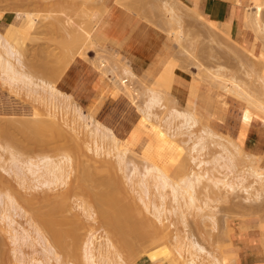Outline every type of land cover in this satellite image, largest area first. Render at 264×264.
Masks as SVG:
<instances>
[{
	"label": "rangeland",
	"instance_id": "rangeland-1",
	"mask_svg": "<svg viewBox=\"0 0 264 264\" xmlns=\"http://www.w3.org/2000/svg\"><path fill=\"white\" fill-rule=\"evenodd\" d=\"M74 1L76 2V4H74ZM101 1L0 0V35L7 44H9L11 47L13 46V51H16L17 54L19 53L21 62L23 63L20 68L18 67L19 70L21 72L29 74L33 78L32 80L37 84L39 80L49 81L51 78L52 79L50 81L52 82L54 80L53 74L56 75L59 71H63V74L65 71L63 70V68L65 69L67 67H61V65L63 66V64L61 63V53L63 50L59 46H61V41H64L62 39L66 40L69 37L68 35L71 34L66 32L68 31L66 29L68 28L70 30V27L73 25V27H76V29L79 30L78 32L81 34L82 32L92 31V27L90 28L92 24L91 22H86V17L90 16L91 19V15H89L91 12L94 13L100 11L99 9H101L102 6L100 7L98 6V4L101 5ZM127 1H131L132 4L131 2L130 4L127 3ZM153 1L124 0L122 2L121 8L124 7L123 4L125 5L126 2V5H129V7L127 6L128 11L133 10L132 12L135 13V15L139 17L142 21H144L146 25L148 24L147 26H149L151 29L158 31L159 33H162V35L166 37L167 42L173 48L174 61L177 62L178 66L181 70H183V72H187L190 75H193L195 79H198L197 81H199L203 88L205 87L210 92L220 91L223 95H228L238 101H241L245 104V106L249 105V108L246 107V111L244 112V114L248 117V121H250L253 115L252 111L256 113L254 110H257L261 102L264 103V93L262 94L261 92L262 90H264V75L262 73V67L264 66V6L259 2H254V9L248 10V15L246 16V21L249 25L247 29H251L256 35V37L254 38V43L259 41L261 44L260 54L255 55L253 53V50L248 51L247 48L242 47L241 45L236 43L234 40L231 39V37L230 39L232 41L229 38H227L228 40H225L224 37L222 39L221 37L217 38L215 36L208 35L206 29L209 28V25L214 26L215 24L198 15L193 8L185 5L180 0ZM64 2H67V4L65 5ZM72 2L74 5L72 4ZM88 8L92 9V11L88 10L87 12L89 14L84 11L87 15H84V18L86 19H83L85 21L84 22L83 20H81V18L83 17L80 16L82 14H85L82 12V10H87ZM96 8H98L97 10L99 11H97ZM135 10L140 11L136 12ZM80 11L82 12V14H79ZM24 14H26L27 17ZM21 15L23 19H27L28 21L30 19L32 21L31 23H33V25L30 24L31 27L33 26L32 28H30L29 26V28L25 27L20 29L21 31L23 30L22 32L20 31L21 33H23L22 35L24 37L23 39L21 37L22 42L19 41L21 40L19 37L21 33H19L20 35L18 36L19 40L10 37L5 34L6 28L4 25H2L4 23H11L13 19H17V16L20 18ZM260 16L262 17V19L255 20V17L257 18ZM175 19L178 21L174 22ZM82 21L87 24L85 25ZM58 22H60L59 27H61V25L63 24L61 29H63L64 26L67 28L63 29V31H60V28L55 29L54 26ZM67 23L71 26H67ZM74 23H76V25H74ZM79 23H81V26H79ZM77 26H79L81 29L77 28ZM53 28L55 31H53ZM85 42L86 43H83L81 45V50L76 53L75 57H80L87 60L91 65L95 66L103 75L108 76L111 83L116 86L135 105L138 112L143 118V122L146 123L142 124V126L146 128V125H149L155 135L161 133L163 134L164 138V140H159V142L156 143L157 146H155L154 139H152L154 138V136L152 135L151 139L153 141L151 142V145H153L154 147L150 148L147 152H143V150H141L143 148L145 149L147 147H150H144L146 146L145 142L143 144L144 146L142 145L143 141L146 140L144 137H142V135V141L139 139L138 141H135L138 142L137 144L139 145H137L134 141V143H131L132 145H134V147L137 146V150L131 144L130 145L132 147H130L129 144H125L124 141L121 142L120 140H117L116 150L111 151L107 156L102 155L101 157L111 161L113 160L112 157L115 153H117L118 151H125V158L129 162V164L126 165L128 168L127 174H131L128 172L131 171L133 167L137 168V170L141 174H144L147 169L157 168L163 174H165L168 181L171 182V186H181V181L183 179H186L188 175H199L201 177V182L195 187V200L193 208H186L183 206V208L181 209L183 218L179 216L176 217L177 215L174 216L171 211L173 210V207H175V203L173 202V197L170 189L155 188L154 186L150 185L147 197H150L151 201L159 203V200H161V197L159 196L161 194H163L165 198L164 208L166 209V213L162 216V229H164L165 227L167 228L168 226L167 231H165L166 228L164 230L166 233H168V235L164 232L163 233L165 234V237L168 236L167 239L169 241H165V237H163L165 238L164 243L162 240L163 238L157 239L156 241L158 245H155L156 248H154L153 251L146 253L148 251L144 249H147V247L148 249H150L151 246H153L151 242L154 240V235L152 234H155L154 232H150L152 231V228L151 230L149 228L147 230H149V233H152L150 234L152 236L149 237L150 240L149 238H146L145 236L147 235H145L143 237H145L146 239L141 238L140 242L138 241L134 248V251L130 255H127L123 250H121L122 252L118 251L119 257H115L113 255V249L108 247L109 241H107L106 237V227H102L103 223L100 220V223L98 222V220L96 221V219H98L99 217L95 218L98 216L96 213L100 209L99 206H101L98 205L96 201L97 196L95 195H98V193H100L101 187L97 188L96 186V188H89L87 194L85 193L86 195L80 193L77 189H75L74 184L77 183L75 179L76 175L78 176V166L80 164L78 162H75L77 160V153L73 151V148L71 147L72 145H70L71 143L69 144V142H71V138H73L74 136L78 139H85L86 142L90 145V147L93 146V137L91 130L94 131L95 128L98 127V129L101 130L102 124L94 120L91 116L85 114L82 109L70 99V97L62 94L61 92L60 93L62 95H60V97L61 100L63 99L64 101H60V98H58L59 96H55L57 97L55 100L51 99V102L45 100L48 102L46 103L43 99H45L44 95H47V93L45 91L42 92L43 90H40L41 88L35 89L40 90V97L39 94H37L38 91H36L37 95H33L35 94L34 89H32L34 90V92L31 90L33 93L30 92L33 96L31 97L30 94L27 95V93L29 92H27L26 88H24L18 93L15 92L13 89L9 88V86L3 84V77L0 76V117L17 118L23 120L31 118L33 114H39L38 116L46 120L47 117L49 118V116H47L48 113L47 111L45 112V109L47 110L49 107L52 112L54 111L56 115H58L57 121L60 123L63 129L67 130V132L70 133L66 134L67 139L61 137L59 138L61 139L59 141H57V139L55 140L54 136H51L52 139H49V141L47 138V142H43V140L40 139L39 140L41 142L38 139H35L36 141H34V137L33 139L31 138L32 141L30 142L28 140L31 139H27V137L23 136L22 133L20 134V132L19 134L25 137L27 141L24 140V138L20 136L18 132L16 135V132L13 130L12 134H14V136L9 133L10 135H8V137L6 134L2 135L3 132L0 131V264H38L42 261L43 264H45L44 260L46 259L47 255L46 252L43 251L44 244L42 243V241L40 242V238L36 237L35 232L32 229V225H37V220L35 217H33V212H30L29 210H31V207H33V210L36 208L38 209V207L42 209L45 207L44 210H47L50 206H43V204L38 203L37 199L34 200L33 206L28 204V202H30V198H39L38 196L40 195V193L42 194V191L43 193L45 192V194L48 193L47 196L49 195L50 197H55L56 195L61 193L67 194V200H65V202L67 201L68 203L66 202V205H64V201L62 202V204H58L59 201H57V197L54 205H56L57 208L61 207V209L64 210L62 212L59 209V212L61 213L62 218H64V221L69 220L67 222H70L69 224L67 222H65L67 224L64 223L63 226L68 225L66 226L67 228H64V230L67 229L68 231L70 229L69 231H72L71 229L75 228L74 231H78L77 234H79L78 236H76L77 234H73L74 236L69 235L70 237L65 236L66 238L64 239V241L66 240V244H64V246L66 245V247L63 248L64 246L62 243L61 244L63 247L59 246L62 247V249L64 250L66 248H68V250L70 251L73 250V256L71 252V256H69L68 252V254H64L61 251L62 249L57 248V245L55 243V245L53 244V240L50 239V236L52 235L49 234L51 231H44V237L47 239V243L52 246L53 251L55 250V255H51L52 259L48 261L49 264H58L59 261V264H85V260L83 258V249L85 242H87L89 236H92L95 245H100L105 249V252L108 253L109 258H111L112 260L110 264H130L129 262L135 259L138 260L135 264H138L140 258H142L139 256L141 255L143 250L145 253H143L144 256L147 255L149 258L153 257L154 261H158L157 264H159L164 259L167 260L166 258L169 257V255L172 258L176 257V255L178 254L177 247L179 243L182 242H194L195 246H200L204 248L207 252L212 253V255H214L218 260H220L221 263L223 262V264L225 262L227 263L226 260L229 261L228 263L231 262L232 264H237V257L234 251L232 250L233 245L229 237L232 231L229 225H231L232 222L239 223L240 229L244 232L254 231L259 233L262 240V246L259 249L258 255L263 256L264 196H262V198L258 201H252V199H250L251 201H244L245 194L241 191L236 190L235 192L227 193L226 190L221 188V185L214 186L211 183V179H221L224 174V170L221 169L220 166L215 165L213 163V160L218 158L219 154L221 153V149L216 144L217 141H221V144H224L229 149L231 148L230 143L233 145L235 144L237 146L239 153L234 156L235 170L237 172L247 171L250 166L263 167L260 163V159L255 158L251 154L245 153L243 149L234 140L230 139L229 137L223 136L222 134L221 139H219L218 137H214L213 139L206 140V147L198 156L195 151L191 150L195 139H190V134H192L193 136H200L204 134V131H214L216 133L219 132L210 125H208V123L202 120V118L195 115L193 112L184 109L181 105H177L175 98L170 95L167 91L160 89L154 83L150 84L145 80H140L136 78V76L131 70V67H129V65L127 64V61L123 57L118 55L116 52H114L113 50H108L107 48L99 47L93 39L91 40V42L89 39H86ZM59 48L62 51H60ZM59 51L61 52L60 56L58 54ZM90 54H93L95 57L90 58ZM56 55H58L57 58ZM10 60L11 62H14L13 59ZM252 63H254V65ZM47 68H49L52 72H47ZM51 68L55 69V73ZM60 77H58L56 81L54 80L55 85ZM203 78L207 80V82L204 81ZM208 81L212 84L208 83ZM213 84L217 87V89L213 86ZM53 85L54 83L52 84V86ZM251 87L254 89V92L253 90H251ZM155 88L159 90L160 93H158L159 91H156ZM231 90L235 92H232ZM161 91L163 94L161 93ZM42 93H44V95ZM153 94H162L164 97L161 96L162 98L159 102V106L150 110L152 115L147 116L145 113L148 111L147 101L149 97ZM252 95H256V97L253 96L254 98L251 99V101L244 102L243 99H245L246 97L248 99L249 96L252 97ZM38 97L39 100H41L42 102L37 100ZM165 97L167 98L165 99ZM171 99L174 101H172ZM45 106L48 107L46 108ZM34 107L38 108L39 110H36ZM22 108H24V110ZM77 108L81 109L83 115L79 116V114L76 112ZM35 110L39 112H34ZM176 111L181 113L184 112V114H186L185 111L190 112L195 118L198 119L196 121V124L191 129L181 127L179 125L181 119H172V113ZM258 112L259 114H261L262 111ZM259 114L256 113L257 116H260ZM262 115L263 116L261 117H264V113H262ZM10 120L12 119H8L3 122L0 119V122L6 123V121L10 122ZM24 121L29 122L27 120ZM88 122L90 123L88 124ZM42 135L45 134L43 133ZM69 135H72V137L70 136V138ZM10 136H13L18 141H16L13 137L10 138ZM138 136L140 138V134ZM44 137L47 136L45 135L43 136V138ZM9 138L10 141H14L15 145L16 142L19 145L13 146V141L10 143L12 145L9 144V141L5 142ZM19 146L20 148H17ZM35 149L37 151H35ZM104 149H106L105 144ZM84 151L86 150L83 149V151L81 152L82 155L80 159L81 161L84 160V163L87 162L86 165L88 168H91L92 166L93 170L94 166L97 165V162L94 161L95 156H93L90 151H87V154ZM74 154L76 156H74ZM46 155L54 160L60 158L59 156L61 155H68L72 158V165L74 167L71 166L72 169L69 178L66 180L65 184L60 185L55 189L51 188L46 190L45 187L40 188L39 186H37V184L35 186L33 174L30 170V172L27 171L30 167L28 161H39L42 156ZM92 157L93 159H91ZM91 160L93 161V163L95 162L96 164L93 165ZM199 162H201L200 165ZM86 165L84 166L86 167ZM153 165L157 167H153ZM98 166L100 169L98 168ZM95 167L96 168L94 169L96 170L95 173H93V179L96 181L111 178L112 173L109 174V172L113 169V172H115L117 175L120 176L121 174L120 171L116 170V167H114L113 169H109L107 167L104 168V166L102 167L100 163H98V165ZM181 167L183 168L181 172L185 170V172H183L185 175L179 177L177 172L179 173V169ZM136 179H138V177ZM71 180L75 183L72 184ZM249 181H251V179H249ZM70 183L72 186L69 185ZM68 186H71V190H74L73 195H71L72 192H70L71 197L67 192L70 190L68 189ZM33 187L34 189H38L34 190ZM127 187L128 186H126L123 190L119 187H116L114 189L115 191L112 188V192L108 191V194L110 196H113L117 201L119 200L117 204H119L121 200L126 199L123 201L125 202V205H128L129 207V203L132 202H130V200H127L129 198L127 196L133 195L134 192L132 191L133 193H131L132 189L130 188V190L129 187ZM126 188L130 190V195L125 192ZM117 189L122 190V192L120 191L121 194L117 192ZM75 191L77 192L75 193ZM137 191H139V189H137ZM136 193L135 195H133V199L132 196L130 198L133 201V206L131 207L130 205V209H126L128 211H126L127 214L133 215L132 213H136L137 215L139 213L140 218L142 216H145L149 219V221L151 219V223H156L153 222V218L146 212L145 207L143 206L141 201L138 200L139 196L136 195ZM32 194L34 195L32 196ZM123 201H121V204L124 205ZM126 201L128 202L127 204ZM182 202L183 201L181 200V203ZM26 204L29 205V209ZM102 204L104 203L102 202ZM81 206H84L86 208L92 207L91 211L94 212L95 219L89 220L86 217L85 212L82 211L84 208ZM121 207L123 208V206ZM104 208H106V206ZM150 208L152 209L153 205H151ZM60 213L56 215L57 217L59 215V218L61 217ZM63 214L65 215V217L63 216ZM136 215L134 214L133 217H135ZM142 218L140 220L144 221L145 219ZM136 219L137 217L134 220L135 225H137L136 223H141L140 227L142 229L143 222H139L140 220L137 221L138 219ZM10 222L11 224H9ZM145 222L144 225L147 228L149 224L148 226H146L147 223ZM72 223L75 226L76 224H79L78 226H76L78 227V229ZM69 225L70 227L71 225L74 227L70 228ZM150 226H152V224ZM155 226L157 228V225ZM140 227L138 228L140 229ZM145 227H143V230H141L142 232H144ZM138 228H136L137 233L142 236L143 233ZM157 231L155 232L157 233ZM75 236L76 238H74ZM76 239L78 240L76 241ZM177 241H179V243H177ZM68 243L69 245L71 243V245L69 246ZM69 247L72 248L70 249ZM68 250L66 249V251ZM160 254L165 258L162 257ZM156 255L158 256V259H156ZM56 256L59 257L58 262H56V260L54 259L57 258ZM53 260H55V262Z\"/></svg>",
	"mask_w": 264,
	"mask_h": 264
},
{
	"label": "bare ground",
	"instance_id": "bare-ground-1",
	"mask_svg": "<svg viewBox=\"0 0 264 264\" xmlns=\"http://www.w3.org/2000/svg\"><path fill=\"white\" fill-rule=\"evenodd\" d=\"M101 1V0H100ZM124 0H116V2H115V5H117L118 7H122V2H123ZM151 1H153V0H151ZM68 2V1H67ZM67 2L65 3L64 2V4L66 5L67 4ZM75 2V1H74ZM102 2V1H101ZM131 2V1H130ZM130 2L129 1H127V3H129L130 4ZM134 2V1H133ZM154 2V1H153ZM78 3V2H77ZM72 4H73V2H72ZM74 4H76V2L74 3ZM73 4V5H74ZM131 4H132V2H131ZM69 5V4H68ZM67 5V6H68ZM92 5V4H91ZM135 5V4H134ZM77 6V5H76ZM98 6H100L101 7V5L100 4H98ZM123 8H126L127 9V6L129 7V5H126V2H125V5L123 4ZM97 7V6H96ZM99 7V8H100ZM134 7V6H133ZM98 8H96V10H97ZM104 10V8L102 7L101 9H99V10H97V11H99L100 13H103L102 11ZM109 9V8H108ZM136 9V8H135ZM138 9H139V7H138ZM142 9H144V8H142ZM141 9V10H142ZM247 9V8H246ZM78 10V9H77ZM88 10H90V11H92V9H83L82 10V12L83 13H85V12H87ZM85 11V12H84ZM89 11V12H90ZM105 11V10H104ZM119 11V10H118ZM131 11V10H130ZM133 11V10H132ZM136 12H138V11H140V10H135ZM146 11V10H145ZM82 12L80 11L79 12V14H82ZM144 12V11H143ZM88 13V12H87ZM92 13V12H91ZM91 13L89 14V15H91ZM115 13V12H114ZM131 13H133V12H131ZM140 13V12H139ZM117 14H119V13H117ZM123 14H125V13H123ZM26 17H27V15L26 14H24ZM83 15V16H82ZM80 17H83V18H81V20H83V19H85L84 17V15H86V13L85 14H82ZM105 15V14H104ZM248 15V10H246L245 11V13H244V15L241 17V20H242V22H243V24H244V26H245V28H248V24H247V21H246V16ZM28 16H29V14H28ZM87 16V15H86ZM102 16V15H101ZM125 16V15H124ZM127 16V15H126ZM136 16V15H135ZM264 16V15H263ZM14 17H16V16H14ZM13 17V18H14ZM72 17V16H71ZM114 17V16H113ZM193 17V16H192ZM17 19H13V21L11 22V23H4V24H2V25H4L5 26V34L6 35H8V36H10V37H13V38H16V39H18V36L20 35L19 33H21L22 31L20 30V29H22V28H25V27H28L29 28V26H30V24L31 25H33V23H31L32 21L29 19V21L27 20V19H23V17H22V15H21V17L19 18L18 16L16 17ZM119 18V17H118ZM196 18V17H195ZM87 19V20H86ZM86 22L88 23V22H91L90 21V16H87L86 17ZM95 19V18H94ZM117 19V18H116ZM115 19V20H116ZM174 19V18H173ZM257 19H262V17L260 16V17H255V20H257ZM80 21V20H79ZM84 21V20H83ZM82 21V22H83ZM100 21V20H99ZM177 22L178 20H174V22ZM85 22V21H84ZM83 22V23H84ZM60 22H58L55 26H54V28L55 29H59L60 28V31L62 30L63 31V29H65V28H67V27H65L64 26V28L63 29H61L62 28V26H63V24L61 25V27H59L60 26V24H59ZM69 23V22H68ZM68 23H67V26H71V25H68ZM83 23H82V25H83ZM86 23V24H87ZM209 23V22H208ZM213 23V22H212ZM59 24V25H58ZM73 24V23H72ZM80 25L79 26H81V23H79ZM85 24V23H84ZM85 24V25H86ZM91 24H92V26H90V28L92 27V30H93V28H94V24L91 22ZM213 24H215L214 26H211V25H209V28H207L206 29V31H207V34L208 35H210V36H215V37H221L222 39H223V37L225 38V40H228L227 38H229L230 39V23H222V24H218V23H213ZM256 24V23H255ZM74 25H76V23H74ZM77 25H78V22H77ZM89 25V24H88ZM148 25V24H147ZM79 26H77V28H80ZM33 27V26H32ZM31 26H30V28H32ZM83 27H87V26H83ZM82 27V28H83ZM89 27V26H88ZM110 27V26H109ZM54 28H53V31H55L54 30ZM71 29L69 30L68 28L66 29V30H68V31H66V32H68V33H71L70 35H68L69 37L65 40V39H62V40H64V41H61V46H59L60 48V51H62V53L59 51V56L62 54V61H61V63L63 64V66L61 65V67H68V65L70 64V63H72L71 61L74 59V57H75V55H76V53L77 52H79L80 50H81V45L83 44V43H86L85 42V40L86 39H89L90 40V42H91V40H92V36H91V32L92 31H90V32H82V34L81 33H79L78 31L79 30H77L76 29V27H73V25L70 27ZM257 28V27H256ZM81 29V28H80ZM86 29H88V28H86ZM95 29V28H94ZM21 31V32H20ZM23 33H21V35H22ZM66 34V33H65ZM19 36L20 37V39H21V37H22V39L24 38L23 37V35L22 36ZM62 38V37H61ZM22 39L21 40H19V41H21L22 42ZM51 39V38H50ZM214 40V39H213ZM231 40V39H230ZM14 41H17V40H14ZM232 41V40H231ZM93 43V42H92ZM57 46V47H58ZM241 50V49H240ZM0 51H2V52H0V76H2L3 78V84H5V85H7V86H9V88H11V89H13L15 92H20L21 90H23L24 88H26L27 89V92H29V93H27V95L28 94H30L31 95V97H33L32 96V94L31 93H33L34 92V90L36 89V88H41L40 90H43L42 92H46L47 93V95H44V93H42L45 97V99H43L44 101L45 100H48V102H51V99H53V100H55L57 97H55V96H59L58 98H60L59 100L60 101H64L63 99L61 100V97H60V95H62L57 89H56V87L54 86L55 85V81L57 80V78L58 77H60V75L62 74V72L63 71H59V72H57L58 74H53L54 75V82L52 81H45V80H39V82H38V84L37 83H35L32 79V77L29 75V74H27V73H25V72H21L20 70H19V68L22 66V62H21V59H20V55H19V53L17 54V52L16 51H13V46L11 47L9 44H7L3 39H2V36L0 35ZM40 53V52H39ZM61 53V54H60ZM52 55V54H51ZM57 56L58 55H56V58H57ZM10 59H13V61L14 62H11V60ZM253 60V59H252ZM55 61V60H54ZM60 63V64H61ZM16 64V65H15ZM253 65H254V63H252ZM251 64V65H252ZM19 67V68H18ZM42 68V67H41ZM263 68V67H262ZM51 69H53V71L55 70L54 68H51ZM66 69V68H65ZM64 68H63V70H65ZM47 72H52L49 68H47ZM54 73H55V71H54ZM61 73V74H60ZM52 74V73H51ZM47 75V74H46ZM49 75V74H48ZM52 77V76H51ZM56 78V79H55ZM204 79V78H203ZM261 79V78H260ZM204 81H206L207 82V80H205L204 79ZM48 82H50L51 83V85H50V83H48ZM54 83V87L52 86V84ZM208 83H210V84H212L211 82H209L208 81ZM252 84V83H251ZM253 85V84H252ZM251 85V86H252ZM213 86L214 87H216L214 84H213ZM255 88V87H254ZM28 89H29V91H28ZM32 89H34V90H32ZM156 89V88H155ZM216 89H217V87H216ZM256 89V88H255ZM33 92H32V91ZM40 90H35V94H33V95H37V94H39V97H40V94H41V92H39ZM219 90V89H218ZM251 90H253V92H254V89L251 87ZM36 91H38L37 92V94H36ZM156 91H159V90H157L156 89ZM232 92H235V91H233V90H231ZM31 92V93H30ZM258 92V91H257ZM262 92V94L264 93V90H262L261 91ZM260 92V93H261ZM45 93V94H46ZM158 93H160V91L158 92ZM161 93H162V91H161ZM259 93V92H258ZM163 94V93H162ZM162 94H157V95H151L150 97H149V99H148V101H147V112H145L146 113V115L147 116H150V115H152V113L150 112V110L151 109H154V108H156L157 106H159V102L161 101V98L162 97H164ZM47 96H49V97H47ZM162 96V97H161ZM251 96V95H250ZM249 96V98L247 99V97L245 98V99H243L244 100V102H248V101H251V99H253L254 97L253 96H255L256 97V95H252V97H250ZM263 96H264V94H263ZM30 97V98H31ZM36 97V96H35ZM39 97H38V101H40V102H42L41 100H39ZM43 97V96H42ZM170 97V96H169ZM2 98H4V97H2ZM37 98V97H36ZM167 97H165V99H166ZM169 99V98H168ZM33 100V99H32ZM36 100V101H37ZM58 100V99H57ZM170 100V99H169ZM172 100V99H171ZM172 101H174V100H172ZM46 103H48L47 101H45ZM39 103V102H38ZM44 103V102H43ZM9 105V104H8ZM19 105V104H18ZM22 105V104H21ZM47 105V104H46ZM32 106V105H31ZM46 107V106H45ZM45 107H44V109H45ZM48 107V106H47ZM46 107V108H47ZM247 108H249V105L248 106H246ZM33 108V107H32ZM35 108V107H34ZM10 109V108H9ZM8 109V110H9ZM23 110H24V108H22ZM21 109V110H22ZM36 110H39L38 108H35ZM42 109H43V107H42ZM48 109H49V107H48ZM46 110L45 109V112L47 111V116H49V118L47 117V119L45 120V119H43L42 117H40V116H38V115H32V117L31 118H29V119H23V120H21V119H17V118H8V117H0V119L3 121V122H5V120H8V119H12V120H10V122L9 121H6V123H3V122H0V131L1 132H3V134L2 135H4V134H6L7 135V137H8V135H10L9 133H11L12 134V132L13 131H15L16 132V135H17V132H18V134H19V132H20V134L22 133V135L23 136H25V137H27V139H33V137H34V141H36L37 139L39 140H43V142H47V138H48V140L49 139H52L51 138V136H54V138H55V140L57 139V141H59V140H61V139H59V138H61V137H63L64 139L66 138L67 139V136H66V134L68 133V134H70L69 132H67V130H65V129H63V127L60 125V123L57 121L58 120V118H57V116L58 115H56V113L53 111H51L50 109V111L49 110ZM263 109H264V103L263 102H261L260 104H259V106H258V108H257V110H254V109H252V110H254L256 113H258L259 114V112L258 111H262L261 112V114H259L260 116H263L262 115V113H264V111H263ZM15 110V109H14ZM25 110H27V109H25ZM34 111V112H37V111ZM3 111V110H2ZM39 112V111H38ZM37 112V113H38ZM45 112H44V114H45ZM76 112L79 114V116H81V115H83L82 114V112H81V109H78L77 108V110H76ZM186 112V114H184V112L183 113H181V112H178V111H176V112H174V113H172V119H174V120H177V119H181V121H180V123H179V125L181 126V127H184V128H186V129H191L195 124H196V121L198 120L197 118H195L190 112H187V111H185ZM36 113V114H37ZM253 116V115H252ZM83 117V116H82ZM86 117H87V115H86ZM88 118H90V117H88ZM244 118H245V120L246 121H248L249 119H248V117L244 114ZM5 119V120H4ZM196 119V120H195ZM24 120H27V121H29V122H25ZM3 123V124H2ZM90 122H88V124H89ZM97 123V122H96ZM95 123V124H96ZM106 124V123H105ZM3 125V126H2ZM100 125V124H99ZM101 126V125H100ZM98 127V126H97ZM102 128H101V130L100 129H98V128H95V130L93 131V130H91V132H92V137H93V140H92V143H93V146H91L90 147V145L86 142V140L85 139H78V138H76V137H74L73 136V138H71L72 137V135H69V137L71 138V142H69V144L70 145H72L71 147L73 148V151L75 152V153H77V156L74 154V156H76L77 157V160L75 161V162H78L80 165L78 166V176L76 175V182L77 183H75L74 181L72 182V180H71V182H72V184L73 183H75L74 184V186H75V189H77L80 193H83V194H87V191H88V189L89 188H96V186H97V188H100L101 189V191H100V193H98V195H95V196H97V198H96V201H97V203H98V205H101V206H99L100 207V209L98 210V212L96 213L98 216L97 217H95V218H98V219H96V221L98 220V222H99V220L103 223V225H102V227L104 226V227H106V230L107 231H105L106 232V237H107V241H109V246L108 247H110L111 249H113V255L115 256V257H119V252L118 251H120V252H122L121 250H123L127 255H130L133 251H134V248H135V246H136V244L138 243V241L140 242V239L141 238H143V239H146V238H149L150 236H152V235H154L153 237H154V240L151 242L152 243V245L153 246H151V248L150 249H148V247H147V249H144V250H146V251H148V252H146V253H149V252H151V251H153V249L154 248H156V246L155 245H158L157 244V239H159V238H163V237H165V234L164 233H166L165 231H167V228H168V226H167V228H166V230H165V228L164 229H162L163 228V220H162V216L163 215H165V213H166V209L164 208V200H165V198H164V196H163V194H161L159 197H161V200H159V203H155L154 201H151L150 200V197H147L148 196V190H149V188H150V185H152V186H154L155 188H162V189H165V188H169L170 189V191H171V194H172V197H173V202L175 203V207H173V210L171 211V213H173V215L174 216H176V217H182L183 218V215H182V211H181V209L183 208V206L184 207H186V208H193V204H194V191H195V187L197 186V184H199L200 182H201V177L199 176V175H188L187 177H186V179H183L182 181H181V186H179V185H177V186H171L172 184H171V182L170 181H168V179L166 178V176H165V174H163L160 170H158L157 168H150V169H147L146 171H145V173L144 174H141L138 170H137V168H135V167H133L132 169H131V171H129L128 173H131V174H127V170H128V168H127V166L126 165H128L129 164V162L126 160V158H125V151H118L117 153H115L114 154V156L112 157L113 158V160H106L105 158H102L101 156L102 155H104V156H107V155H109V153L111 152V151H114V150H116V145H117V140H119V139H117L116 137H115V135L108 129V128H106L105 126H101ZM112 129V128H111ZM10 130H11V132H10ZM13 130V131H12ZM45 134L47 137H44L43 138V136H45V135H42V134ZM204 134L203 135H200V136H193L192 134H190V136H189V138L190 139H195L194 140V142H193V145H192V148H191V150L192 151H195V153L199 156L200 154H201V152L205 149V147H206V140H208V139H213L214 137H218L219 139H221V134H219V133H216V132H211V131H204L203 132ZM1 134V133H0ZM19 134V135H20ZM5 135V136H6ZM13 136H14V134H12ZM22 135H20V136H22ZM139 135V134H138ZM137 134H134L132 137H131V139L128 141V142H124L125 144H131L133 141L135 142V141H138V139L139 140H141L142 141V139L143 138H141V135H140V138H139V136H138ZM12 136V137H13ZM22 136V137H23ZM50 136V137H49ZM56 136V137H55ZM156 137H155V139H154V143H155V146H157L156 145V143H158L159 142V140L161 141V140H164V138H163V134H161V133H158V134H156L155 135ZM11 136H10V138H12ZM25 137H23L24 138V140H26L27 141V139H25ZM142 137H144V136H142ZM10 138L7 140V141H5V142H8L9 141V144L13 141L12 139V141H10ZM14 138V137H13ZM42 138V139H41ZM46 138V139H45ZM69 138V139H70ZM145 138V137H144ZM7 139V138H6ZM16 141H18L16 138H14ZM32 139L31 140H28V141H32ZM36 139V140H35ZM5 140V139H4ZM20 140V139H19ZM39 140V141H40ZM45 140V141H44ZM54 140V141H55ZM38 141V142H39ZM50 141V140H49ZM66 141H68V140H66ZM70 141V140H69ZM153 140H145V141H143V143H142V145L144 144V142L146 143L145 145L146 146H144V147H147V146H150V147H147V148H143V149H141V150H143V152H147L150 148H153L154 146L153 145H151ZM22 142H23V139H22ZM41 142V141H40ZM133 142V143H134ZM147 142H150V143H147ZM216 142V141H215ZM25 143V142H24ZM50 143V142H49ZM136 144L138 143V142H135ZM139 143H141V142H139ZM23 144V143H22ZM104 144H105V147H106V149H104ZM216 144H217V146L221 149V153L219 154V156H218V158H216V159H214L213 161V163L215 164V165H218V166H220L221 167V169H223L224 170V174H223V177L220 179V178H214V179H211V183L214 185V186H218V185H221V188L222 189H224V190H226L227 191V193H230V192H235L236 190H239V191H241L242 193H244L245 194V197H244V201H251L250 199H252V201H258V200H260L261 198H262V196H264V168L263 167H255V166H250L249 168H248V170L247 171H236L235 170V160H234V156L237 154V153H239V150L237 149V146L234 144H231L230 143V145H231V148L229 149V148H227L224 144H221V141H217L216 142ZM10 145H12V144H10ZM16 145L18 146L19 144H17V142H16ZM15 145V143H14V141H13V146H16ZM21 145V144H20ZM26 145V144H25ZM34 145V144H33ZM132 145V144H131ZM130 145V147H134V145H132L131 146ZM137 145H139V144H137ZM178 145V144H177ZM12 146V147H13ZM23 147V146H22ZM26 147H28V146H26ZM36 147H38V146H36ZM51 147V146H50ZM129 147V148H130ZM137 147V146H136ZM136 147H134V148H136ZM140 147V146H139ZM138 147V148H139ZM8 148H9V146H8ZM17 148H20V146L19 147H17ZM72 148H70V149H72ZM12 149V148H11ZM43 149H44V147H43ZM83 149L84 150H86V151H84V152H86V154H87V151H90L92 154H93V156H95V158H94V161L95 162H97V165H98V163H100V165L103 167L104 166V168L105 167H107V168H109V169H113L114 167H116V170H118V171H120L121 172V174H122V176H121V174H120V176L119 175H117L115 172H113V170H110V172H109V174L110 173H112V176H111V178H108V179H101V180H99V181H96V180H94L93 179V173H95V170L96 169H94V168H96L95 166H97V165H95L94 166V168H93V170H92V166H91V170L87 167V162L86 163H84L83 161L84 160H82L81 161V159H80V157H81V155H82V151H83ZM41 150V149H40ZM136 150H137V148H136ZM19 151V150H18ZM35 151H37L36 149H35ZM42 151V150H41ZM45 151V150H44ZM47 151H48V149H47ZM49 151H51V150H49ZM72 151V150H71ZM71 151H70V153H71ZM84 152H83V154H84ZM142 152V153H143ZM13 155V154H12ZM11 155V156H12ZM48 155V154H47ZM42 156L41 158H40V160L39 161H34V162H32V161H28V164H29V169L27 170V171H31V173L33 174V176H34V184H35V186H36V184H37V186H39L40 188L42 187V188H46V190L47 189H51V188H53V189H55L56 187H58V186H60V185H63V184H65L66 183V180L69 178V175H70V173H71V166L72 167H74L73 165H72V158L71 157H69L68 155H61V156H59L60 158H57V159H51L49 156ZM84 156H86V155H84ZM84 156H83V158H84ZM87 158V157H86ZM111 158V157H110ZM79 159H80V161H79ZM91 159H93V157L91 158ZM90 160V159H89ZM88 160V161H89ZM180 160V159H179ZM86 161V160H85ZM92 161V160H91ZM183 161V160H182ZM93 163V161H92V163H93V165L94 164H96V163ZM89 163V162H88ZM75 164H77V163H75ZM201 164V162H199V165ZM84 165H86V167L84 166ZM101 167V168H102ZM153 167H157V166H155V165H153ZM76 168V167H75ZM74 168V169H75ZM98 168H99V166H98ZM177 168H178V166H177ZM100 169V168H99ZM105 170V169H104ZM183 170V168L181 167L180 169H179V173L177 172V174H178V176L179 177H182L183 175H185L183 172H185V170L183 171V172H181ZM29 171V172H30ZM112 171V172H111ZM172 172V171H171ZM30 173V174H31ZM183 173V174H182ZM167 175V174H166ZM169 176V175H168ZM22 177V176H21ZM138 177V179H136ZM19 178H20V176H19ZM249 179H251V181H249ZM22 182V181H21ZM32 182V181H31ZM1 183V182H0ZM33 183V182H32ZM31 183V184H32ZM77 184V185H76ZM69 185H71V183L69 184ZM34 186V185H33ZM72 186V185H71ZM71 186H68L69 188L68 189H70L71 190ZM126 186H128L129 187V189L131 190V193H133V195H135V193L136 192H138V193H136V195H138L139 197H138V200H140L141 201V203L143 204V206L145 207V210H146V212L153 218V222H156V223H151L152 221H151V219H150V221H149V219L148 218H146L145 216H142L141 218L142 219H145L144 221L143 220H140L141 218H140V216H139V213L136 215V213H132L133 215H128L127 214V210H129L130 208V205H131V207L133 206V201H132V199H133V195H131L132 196V199H130L131 198V196H127V197H129L127 200L129 201L130 200V202H132V203H129V207H128V205H125V202L123 201V200H126V199H123V200H121V201H123V203H124V205L123 204H121V201L119 202V204H117L118 203V201L113 197V196H110L109 194H108V191H111V189L113 188V190L116 188V187H119V188H121L122 190L126 187ZM257 186V187H256ZM127 187V188H128ZM125 189V192L127 193V194H129L130 193V190L129 189ZM33 189H34V187H33ZM38 188H36V189H34V190H37ZM52 189V190H53ZM74 189V188H73ZM104 191H103V190ZM134 189V190H133ZM137 189H139V191H137ZM67 191L68 193H69V196H70V192H72V194L71 195H73V191L74 190H71V191ZM118 190V189H117ZM122 190H118L117 192H119L120 193V191L122 192ZM115 191V190H114ZM129 191V192H128ZM133 191V192H132ZM136 191V192H135ZM77 191H75V193H76ZM112 192V191H111ZM46 193H47V191H46ZM79 193V194H80ZM92 193V192H91ZM48 194V193H47ZM47 194H45V192L43 193V191H42V194L40 193V195L38 196L39 198H37V197H34V198H30V202H28V204H30V205H32L33 206V203H34V200L35 199H37L38 200V203H40V204H43V206H50V207H48L49 209H47V210H44V208L42 209V208H39L38 207V209L36 208V209H32L33 207H31L30 209L31 210H29L30 212H33L32 213V215H33V217H35L36 218V220H37V225H32L33 226V230H34V232H35V235H36V237H38V238H40L39 240H40V242L42 241V243L44 244V250L43 251H45L46 252V259H48V260H46L45 258V260H44V263L45 264H49L48 263V261H50V259H52L51 258V255L53 256V255H55V250L53 251L52 249V246H50V244L49 243H47V239L44 237V231H51L49 234L50 235H52V236H50V239H52L53 240V244L55 243L56 245H57V248H60V249H62V247L64 246V244H66L65 242H66V240L64 241V239L67 237V236H74L75 234H77L78 233V231L77 232H75L74 231V229L72 228L71 230L73 231H67V229H65L64 230V228H67L66 226H68V225H65V226H63L64 225V223L65 222H67V221H69V220H67V221H64V218H62V215H61V213L59 212L60 210L63 212L64 210H62L61 209V207L60 208H57V206L56 205H54L55 204V202H56V197H57V201H59V203L58 204H62V202L64 201V205H66L65 203L67 202H65V200H67L66 198H67V194L65 193V194H58V195H56L55 197H50L49 195L47 196ZM85 194V195H86ZM121 194V193H120ZM125 194V193H124ZM34 194H32V196H33ZM36 195V194H35ZM130 195V194H129ZM52 196V195H51ZM68 196V197H69ZM71 197V196H70ZM85 197V196H84ZM10 198V197H9ZM58 198H59V200H58ZM89 198V197H88ZM125 198V197H124ZM11 199V198H10ZM22 199H24V198H22ZM122 199V198H121ZM181 200L183 201L182 203H181ZM22 201H24V200H22ZM81 201V200H80ZM86 201V200H85ZM134 201H135V199H134ZM139 201V202H140ZM84 202V201H83ZM102 202L104 203V204H102ZM68 203V202H67ZM86 203V202H85ZM88 203V202H87ZM106 203V204H105ZM128 202L126 201V204H127ZM57 204V205H58ZM121 204V205H120ZM27 205V204H26ZM69 205V204H68ZM67 205V206H68ZM86 205V204H85ZM135 205V204H134ZM151 205H153V208L151 209L150 208V206ZM25 206V205H24ZM42 206V205H41ZM60 206V205H59ZM89 206V205H88ZM106 206V208H104ZM121 206H123V208L125 209H123ZM125 206V207H124ZM27 207H28V209H29V205H27ZM65 207V206H64ZM63 207V208H64ZM81 207H83L82 209V211H84L85 212V214H86V217L90 220V219H92V220H94L95 218H94V212L93 211H91V209H92V207H88V208H86V207H84V206H81ZM103 207V208H102ZM136 207V206H135ZM134 207V208H135ZM67 208V207H66ZM57 209H58V212L60 213V215H61V217L59 218V215H58V217L56 216L57 214H59L58 212H57ZM60 209V210H59ZM127 209V210H126ZM131 209H133V208H131ZM33 210V211H32ZM124 210V211H123ZM134 210H136V209H134ZM82 211H81V213H82ZM127 211V212H126ZM68 212V211H67ZM125 212V213H124ZM132 212H133V210H132ZM134 212H136V211H134ZM65 213V212H64ZM66 214V213H65ZM96 214H95V216H96ZM134 214L136 215L135 217H133L134 216ZM141 215V214H140ZM63 216L65 217V215L63 214ZM69 216V215H68ZM129 216V217H128ZM133 218H132V217ZM139 216V217H138ZM137 217V221H139V222H143L142 224H143V227H145V225H144V222L145 223H147L146 224V226H148V224H149V226L146 228V232H145V228H144V232L145 233H147V231H148V233L147 234H145L144 232H142L141 230H143V227H142V229H141V223H136L137 225H135V218ZM10 218V217H9ZM66 218H67V216H66ZM68 218H70V217H68ZM73 218V217H72ZM181 218V219H182ZM5 219H7V218H5ZM180 219V218H179ZM9 220V219H8ZM73 220V219H72ZM87 220V219H86ZM148 220V221H147ZM10 221H12V220H10ZM72 222V221H71ZM68 223V222H67ZM67 223H65V224H67ZM70 223V222H69ZM68 223V224H69ZM74 223V222H73ZM72 223V224H73ZM100 223V222H99ZM9 224H11V222L9 223ZM8 224V225H9ZM140 224V225H139ZM152 224V226H150ZM74 225V224H73ZM79 224H76V226H78ZM155 225H157V228H156V226ZM31 226V227H32ZM75 226V225H74ZM74 226H72L71 225V227H74ZM75 226V227H76ZM136 226H138V227H140V229L138 228V227H136ZM153 226H154V229H153ZM165 226V225H164ZM58 227H60V228H58ZM69 227H70V225H69ZM70 227V228H71ZM77 229H78V227H76ZM136 228H138L142 233H143V235L141 236L139 233H137V230H136ZM150 228V230H151V228H152V231H150V232H154L155 234H157V235H155V234H152V233H149V230H147V229H149ZM104 229V228H103ZM64 230V231H63ZM105 230V229H104ZM158 230V231H157ZM165 230V231H164ZM46 231V232H47ZM155 231H157V233L155 232ZM164 232V233H163ZM74 234V235H73ZM150 234H152V235H150ZM167 235H168V233H166ZM79 234H77L76 236H78ZM145 235H147V236H145ZM66 236V237H65ZM69 236V237H70ZM76 236L74 237V238H76ZM143 236H145V237H143ZM68 237V238H69ZM80 237V236H79ZM67 238V239H68ZM78 238V237H77ZM166 238V239H165ZM165 238H163L162 240H163V243H164V239H165V241H169L167 238H168V236H166ZM153 239V238H152ZM34 240H36V239H34ZM51 240V241H52ZM70 240V239H69ZM78 239H76V241H77ZM149 240H150V238H149ZM162 240H161V242H162ZM64 242V243H63ZM41 243V244H42ZM63 244V246H62V244ZM159 243V242H158ZM168 243V242H167ZM177 243H179V241H177ZM54 244V245H55ZM74 244V243H73ZM111 244V245H110ZM68 245H69V243H68ZM70 245H71V243H70ZM69 245V246H70ZM76 245V244H75ZM166 245V244H165ZM46 246V247H45ZM59 246H62V247H59ZM66 247V245L63 247V248H65ZM105 247V246H104ZM158 247V246H157ZM70 249L72 248V247H69ZM75 248V247H74ZM42 249V248H41ZM67 250H68V248H66ZM66 249L64 250V249H62L61 251L65 254H68L69 253V256H71L70 255V252H71V254H72V256H73V253H72V251H70V250H68V251H66ZM144 250L142 251V253H141V255L139 256V257H143L144 255H143V253H144ZM1 251V250H0ZM66 251V252H65ZM177 251H178V254L176 255V257H174V258H172V257H170V255H169V257H167L166 259L167 260H165L164 258V256H162L161 254V256L162 257H164L163 259V261H161L159 264H223V262L221 263V261L220 260H218L214 255H212V253H210V252H207L204 248H202V247H200V246H195V244H194V242L192 243V242H182V243H179V245H178V247H177ZM68 252V253H67ZM169 252H170V250H169ZM61 253V252H60ZM2 254V253H1ZM62 254V253H61ZM125 254V255H126ZM145 254V253H144ZM168 255H166V256H168ZM147 256V255H146ZM57 257V256H56ZM58 258V259H57ZM57 258H54L55 260H56V262H58V260H59V257H57ZM83 258H84V260H85V264H110L111 262H112V260H111V258H109V255H108V253L107 252H105V249L102 247V246H98V245H95V243H94V239L92 238V236H89L88 237V240H87V242H85V245H84V249H83ZM151 261H154V258L153 257H150L149 258ZM169 259V260H168ZM55 260H53L54 262H55ZM46 261V262H45ZM52 261V262H53ZM138 260L137 259H135V260H132V261H130L129 263L130 264H135L136 262H137ZM227 261V263L229 262L228 260H226ZM39 262V261H38ZM37 262V263H38ZM60 262V261H59ZM59 262H58V264H59ZM36 263V262H35ZM51 263V262H50ZM226 263V262H225ZM224 263V264H225ZM226 263V264H227ZM38 264H43V261L42 262H39ZM228 264H232L231 262L230 263H228Z\"/></svg>",
	"mask_w": 264,
	"mask_h": 264
},
{
	"label": "crops",
	"instance_id": "crops-1",
	"mask_svg": "<svg viewBox=\"0 0 264 264\" xmlns=\"http://www.w3.org/2000/svg\"><path fill=\"white\" fill-rule=\"evenodd\" d=\"M180 1L208 21L230 23L231 39L248 51L253 50L255 55L260 54V42L254 43L256 35L251 29L245 28L241 17L246 10L254 9V2L264 6V0ZM115 2L102 0L101 6L105 11L102 9L103 13L91 14L90 21L95 28L91 32L94 42L123 57L136 78L154 83L167 91L175 98L177 105L193 112L220 134L234 140L245 153L260 159L264 167V117L252 111L253 116L250 121H246L244 103L220 91L210 92L203 88L198 79L183 72L174 61L173 48L162 33L151 29L135 13L118 7ZM89 57L95 56L90 54ZM71 62L55 85L59 92L70 97L85 114L109 127L121 142H128L134 134H140L148 140L155 139L149 125L146 128L142 126L146 123L135 105L111 83L108 76L83 58L75 57ZM262 70L264 75V66ZM229 227L232 229L229 237L237 264H264V255H258L262 246L259 233L244 232L240 224L235 222ZM157 263L148 256L140 258L138 262Z\"/></svg>",
	"mask_w": 264,
	"mask_h": 264
}]
</instances>
